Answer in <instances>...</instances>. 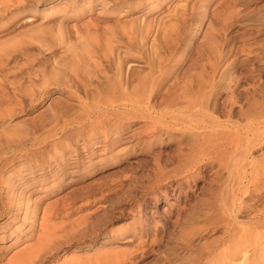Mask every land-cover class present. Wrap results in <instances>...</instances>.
<instances>
[{"label":"rangeland","instance_id":"1","mask_svg":"<svg viewBox=\"0 0 264 264\" xmlns=\"http://www.w3.org/2000/svg\"><path fill=\"white\" fill-rule=\"evenodd\" d=\"M67 1H69V7L77 8L75 11H78L79 8L84 11L80 9V12L76 11L75 14L78 18L71 24L80 25L85 20L87 21L89 16L99 20L100 31L98 30L96 40L89 43L90 49L99 48L103 52L104 49L107 50L114 45L109 41L114 31L133 29L136 32L133 43L143 42L142 44L149 50L152 43L155 42L152 40L154 39L153 31H156L157 26L159 28L162 26L164 30L159 31L158 35L156 34L158 41L153 46L157 48L161 46L159 47L161 49L162 47L166 48L165 35L174 39L175 43L178 41L180 50L185 51L184 56H186V61L180 65L181 73L189 71L193 67V62L199 57L197 56L199 51H201L203 59L207 57L206 51L209 45L204 34L209 22L214 21L215 27H220V29L218 28L216 33L218 40L212 43L211 47L221 55L224 66L222 72L226 70L227 74L225 85L229 84L242 100V114L245 115L239 116L241 109L236 108L235 118L244 124L248 117L249 121L256 122L254 124L264 122V0H137L135 5L125 9L118 7V2V6L116 5L115 8L111 7L112 3L106 6L107 0ZM108 2L110 1L108 0ZM51 6H39L32 21L43 18L45 13L50 12ZM177 10L179 14L181 10L184 11L181 13L185 16L184 20H179L178 23L173 21L176 19L170 18L173 12H178ZM174 13L172 18L177 14ZM164 17L166 21L163 20ZM162 20L166 22V25L164 22L161 23ZM148 27L154 30L145 36ZM165 30L169 33L166 34ZM174 30L176 35L173 34ZM171 31H174L171 33L172 37ZM163 36L164 38H162ZM140 38L146 40L142 39L141 41ZM82 42L83 40H81ZM124 43L123 39L122 44ZM118 44L121 48L125 47L124 49L128 46L133 47L129 41H126L124 47L120 42ZM68 56L72 55L68 52ZM84 57L85 51L83 52L82 48L77 50L73 58L74 64L81 65ZM142 68L144 73L141 77L144 75V79L141 80L142 84H146L153 77L155 68L151 69L149 66ZM191 75V80L196 79V74L192 72ZM49 77L51 75H47L48 79L46 80L42 77L33 79L32 83H34L30 85H35V89L33 86L30 89H34L36 94L29 97L30 104L29 99H25L23 107H20L21 110L18 111V107L16 115L8 120V123L10 122L18 133L19 131L21 133V129L24 128L37 130L38 133L48 132L50 136L42 145L49 144V147H45L46 149H43L45 152L37 155L34 159L27 155L30 152H35V149L42 145L31 146L30 144L25 150L15 146L0 148V264H7V259L11 260L16 257L29 260L35 253L38 255V259L29 262L30 264H64L65 257L75 250H78L75 252L78 257L77 264H131V261H126L130 258L135 260L134 264H191L193 260V254L190 251L191 242L195 241V239L191 240V233L195 232V228L199 234L203 232V229H218L220 227L218 226V223H221L218 221L222 220L220 208L231 201V195L238 188L239 190L244 189L243 184L253 185V183H249L252 181L250 177L252 169L257 167L258 172L253 171L254 177L260 173L262 168L264 169V143L249 148L243 147V149L237 144L239 149L236 146L235 152L231 147L225 150L224 156L227 155L225 158L227 162L223 160L222 164L206 167H202L201 164L197 170L181 173L182 168L184 171L191 165V156L190 159L181 158L180 150L182 146L190 147L192 134L189 133L191 136L187 134V137L184 136V138L178 137L180 134L177 131H171V134L168 135L162 131L155 134L154 121L151 120L152 117L159 116L161 112L165 113L160 115L159 120L166 124H174L176 119H189L187 117L191 112L189 110L186 112L187 109L184 108V105H177L173 108H166V110L162 108L163 111L154 113L153 116L146 111V114H142L143 116L137 115L127 119L126 124L125 121L123 124L126 133L124 132L122 141L107 151H102L103 146L101 145L91 150L89 146H86L90 140L89 134L87 130L84 131L90 122L87 117L82 119L86 113L83 111L85 107L81 109L77 106L75 110L78 109V112L72 111L73 114L76 113L71 115L76 118V120H72L73 125L71 120L65 118L56 120L51 113L52 110L49 109L52 105H49L58 98L66 100V97L60 91L62 90L61 85L56 84L58 83L56 80L51 82ZM34 91L33 93H35ZM164 93L165 91L161 89L157 95L159 100ZM175 94L180 95L181 91L176 90ZM220 94L222 101L229 95L228 92ZM71 102L73 103L74 100ZM102 102H104V98ZM43 114L46 115L41 116ZM39 117L44 118L40 119ZM147 117H150L151 121ZM48 118L49 120H46ZM237 119L235 120L237 121ZM35 120L38 123L35 124ZM69 121L71 122L69 123ZM30 122L32 123L30 124ZM66 122L69 123V126ZM2 124H0L1 129ZM56 126L63 128L60 130ZM79 132L86 134L81 135ZM55 145L58 146L55 147ZM191 155L194 158V153ZM63 159H65V164L61 163ZM185 160L189 164L188 162L185 164ZM171 171L170 177H168L169 175L166 178L162 177ZM258 174L256 180L261 177ZM11 182L14 186L11 185ZM179 186H181L180 189ZM3 189L5 190L3 191ZM259 189L264 191V187ZM164 190H167L172 197L168 202L159 198L156 204L154 200H151L149 204L143 205L144 201L153 199V195ZM10 191L14 192L13 196H16V201H11ZM184 194L192 196L186 206L185 199H183ZM178 195L182 196L179 202L176 198ZM196 197H199V200H196ZM103 206L108 212V217H105V221L107 219L109 222L108 225H105L106 230L102 233L97 232V234L95 232L94 235L91 232L82 235V232L79 231L81 227L74 223L75 219L83 215H90V212L93 214L96 209H98L96 211H101L100 208ZM177 207L178 209L174 211ZM260 207V209L264 207V201L261 202ZM140 209L142 210L140 211ZM142 211L148 212L145 215V220L141 225L134 226V216L137 219L143 217ZM257 211L252 210L254 213ZM50 221L53 225L48 228ZM64 222L70 223L60 228L59 226ZM54 225L59 229H52ZM67 225L71 226L73 230H70ZM129 225L138 227L136 235L129 232ZM74 226L76 228L78 226L79 229L76 230ZM44 227L51 229L48 236L47 229ZM198 227L201 228L198 229ZM64 228L67 229L64 231ZM119 228L124 231L121 233L127 234L117 238L113 237L117 229L120 231ZM50 235L51 237L48 238ZM79 235L82 236L81 239ZM154 235H159V242L151 247L152 245H148L147 242L151 243L150 241L158 238ZM143 241L144 243H142ZM195 242L197 243V240ZM107 257L110 259V263ZM73 264H76V261Z\"/></svg>","mask_w":264,"mask_h":264},{"label":"bare ground","instance_id":"2","mask_svg":"<svg viewBox=\"0 0 264 264\" xmlns=\"http://www.w3.org/2000/svg\"><path fill=\"white\" fill-rule=\"evenodd\" d=\"M109 1L110 2H108V0L106 1V6L112 3L113 5L111 7L114 6L115 8L118 2L119 6H117L125 9L129 8L133 4L135 5V3L140 0ZM45 5H52L49 10L50 12L45 13L43 18H38L37 20L32 21L38 7ZM75 9L73 7H69V1L67 0H0V124L3 123L2 129L0 128V148H11L15 146L16 148L25 150L30 144L31 146H40L48 140L47 138H49L50 134L46 131L38 133L37 130L24 128L23 130L21 129V133L20 131L18 133L16 128H13L14 126H12L10 122L8 123V120H10L13 115H16L17 108L19 107L18 111L21 110L20 107L24 104V100L28 98L30 104L29 97H32L34 94H36L34 91L35 85H32L34 87L33 90L30 89V87H32L30 84L32 83L33 79L42 77L44 80H46L48 79L47 75H51V77H49L51 82L56 80L58 82L56 84L61 85L62 90L60 91L62 92V95H65L66 97V100L64 98V100H61L60 98L56 100L54 99L55 101H52V104L50 103L49 105H52V107H49V109L50 111L52 110L51 113H53L56 120L59 118H62V120L63 118L71 121L76 120L74 116H71L74 113H72V111L75 110L77 106L81 107V109L82 107H85V109L83 108V111L86 113L82 116V119L87 117L90 122L89 124L87 122L88 127L85 126L86 129L84 131L86 132L87 130V133L89 134L88 137L90 140L89 143H86V146H89L91 150L101 145L103 146V148L101 147L103 150H101L107 151L119 141H122L124 139L123 137L125 132L123 124L124 121L126 124L127 119L136 117L137 115H142L146 111L153 116L154 113L163 111L162 108L166 110V108H173L177 105H184V108L187 109L186 112H188V110L191 112L187 117L189 119H176V123L166 124L159 120V118L162 116V113H165L161 112V116H151V120L154 121L155 134H159V132L162 131L165 135L166 133L168 135L171 134V131H177L179 132L178 134H180L178 137L183 138L187 134L189 135V133L192 134L193 138L190 147L182 146L180 150L181 158L185 159L187 157L186 159H190L191 156V165L184 171V168H182V171L180 169L181 173H189L195 169L197 170L201 164L202 167L222 164V161L227 158V155L224 156L225 150H228L230 147L234 149L233 152H235V148L238 145L243 149V147L249 148L251 146H257V144L264 143V122L261 124H254L255 121L252 120V123L249 121L248 117L247 122L244 124V122L240 123V121L235 118L236 108L241 109L239 116H241L243 112L241 107L242 100L235 94V90L229 86V84L225 85V78L227 74L226 70L222 72L224 66L221 55L211 47V44L218 40L216 33L220 29V27H218L219 29L215 27V24H213L214 21L211 23L209 22L204 34L206 41L208 42L207 44L209 45L206 51L207 57L203 59L202 54L200 53L201 51H199V55H197L199 57L193 62V67L189 69V71L187 70L186 72L181 73L182 67L180 65L186 61V56H184L185 51L180 50L178 46L179 44L177 43L178 41L175 43L174 39L165 35L164 42L165 45H167L166 48L162 47L161 49L159 48L161 47L159 45L158 48L153 46L155 45V42L158 41L156 34L158 35L159 31L164 30L160 23L158 24L162 29L157 26L156 31H153L154 39H151L155 42H153V44L151 41L152 46L149 50L145 48V46L142 44L143 42H139L138 44L133 43L135 41L134 33H136L133 31V29L126 31L121 26L123 30L114 31L109 39L110 43L117 45L120 42L122 44L124 39L125 43L126 41H129L133 47H129L127 45L128 47L124 49V43L122 44L124 48H121L118 46V44L117 47L116 45H113L107 50L104 49L102 52V50H99V48L90 49L89 46V43L92 40H96L98 32L100 31L99 20L88 15V20H85L82 22V24H71V22L78 18V16L75 14L77 11H75ZM79 9L78 11L80 12L81 9ZM116 10H118L117 7ZM182 10L181 12L184 13ZM181 12L180 14L179 11H175L177 14L173 12L175 16L172 18V13L170 18L172 20L176 19V21L173 20L176 23H178L179 20H184L185 16ZM167 18H169V16H167ZM164 19L165 17L163 20ZM163 20L161 23L164 22L166 25V19L165 21ZM168 25L170 26V24ZM150 27H148V32L145 34V36L154 30H151L153 27ZM164 27L166 28L167 26ZM175 30L178 31L177 29ZM165 31L166 34L169 33L167 30ZM174 31H171L170 35ZM176 31L173 34L176 35ZM162 38H164V36ZM81 40H83L82 43ZM81 48L83 49V52L85 51V57L82 59V64L77 65L74 64L73 58L75 57L77 50ZM68 52L72 55L71 57L68 56ZM144 66H149L151 69L155 68V73L154 75L152 74L153 77L146 84H142L141 80L142 78L144 79V75L141 77L144 73V70H142V67ZM192 72L193 74L197 75L196 79L194 80L190 79V77H192ZM195 80L196 82H193ZM49 85L51 84L49 83ZM161 89H163L165 93L162 94L163 97L159 100L157 95ZM176 90H180L181 94L176 95ZM33 91L35 93H33ZM222 92H228L229 94L228 97L223 101L220 94ZM100 96L103 97L99 98ZM106 97L108 98L106 99ZM103 98L104 102H102ZM71 100H74L75 103H72ZM75 111L78 112V109ZM69 114L70 116H68ZM173 114H175V112H173ZM45 115L46 114H43L41 116ZM242 115L244 116L245 114ZM55 118L52 119L55 120ZM147 118L149 119L150 117ZM235 119H237V121ZM46 120H49V118ZM240 120L242 119L240 118ZM40 121L39 124L41 125ZM71 121H69V123ZM172 121L170 122L173 123ZM36 122L38 123V121L35 120V124ZM31 123L32 122H30V124ZM69 123H67L68 126ZM47 124L49 125V123ZM73 124L74 123L72 121V125ZM56 128L61 130L63 127L56 126ZM79 133L81 135L84 134V132ZM52 137L54 136L52 135ZM98 137L99 139H97ZM57 146L55 145V147ZM45 147H49V144L44 146L42 145V147L40 146L39 148L35 149V152H30L27 156L31 158L33 157L34 159V157L37 155L45 152ZM55 147L54 151L56 150ZM192 153H194V158L191 155ZM24 154L26 155V153ZM185 161L186 162L184 163L187 164L188 161ZM225 162L227 161L225 160ZM61 163L65 164V159H63ZM246 167L247 165L245 168ZM254 170L256 173L257 167H255ZM254 170L252 169V176H250L252 181L249 182L250 184L253 183V185L249 186V184L244 185L242 183L243 186H245L244 189L239 190L238 188L239 191L237 190L231 195V201L224 204L220 208L222 220L218 221L221 222L218 223L219 225L217 224L220 226L218 229L211 228L207 230L206 228L203 229V232L197 234L198 231H196V228L194 227L195 232L191 233V240L195 239V241L197 240V243L195 241L191 242L190 251L191 254H193V260L191 264H264V207L260 209V204L262 201H264V191H260L259 189L264 187V169L262 168L260 173H257L258 175H261V177H258L257 180L255 179L257 174L256 177L253 176ZM172 171L166 174L164 173L165 175L162 177L166 178L168 175V177H170V173L172 174ZM43 173L46 174L44 171ZM249 174L251 175V173ZM244 176L245 175H243V177ZM6 182L8 183V181ZM246 182L247 181H245V183ZM5 186L7 185L5 184ZM178 188L180 189L181 186ZM4 190L5 189H3V191ZM6 193L8 194V192ZM10 193L12 194L10 195V199L11 201H14L16 196H13L14 192L10 191ZM184 195L185 196L183 199H185L184 202L186 206L187 201L192 196L189 194ZM152 197L153 199L144 201L145 204L143 205L149 204L151 200H154L156 204L159 198H163L166 202L172 198L167 190H164L161 193L159 192ZM176 198L179 202L182 196L178 195ZM197 199L199 200V197H196V200ZM100 209L103 214H101V211H96L98 210L96 209L95 211L93 210V214L90 212V215H83L82 217L75 219V221L72 220L76 225H79V227H83L82 230L81 228L79 230L82 232V235H86V233L89 234V232L94 235L95 232L97 234V232L102 233L106 230L105 225H108L109 222L107 219V222L105 221V217H108V212L105 211L104 206ZM177 209L178 207L175 208L174 211ZM141 210L142 209H140V211ZM252 210L258 211L254 213ZM147 213L148 212H143V217L138 219L136 216H134L135 220L133 225H141L145 220V215ZM44 221L46 222L47 220ZM69 223L64 222V224L60 225L59 227L61 228ZM49 224L48 228H51L53 223L51 224L50 221ZM133 225H129V232L131 231L133 235H136V230L138 227H134ZM59 227L54 225L52 229L55 228V230H57L56 228L59 229ZM74 227L76 228V226ZM79 227L77 226L78 229ZM68 228H70V230L72 229L71 226ZM200 228L198 227V229ZM65 229L67 228H64V231ZM48 230L49 229H47L46 232L47 236L51 229L49 231ZM117 230L114 232L113 237L117 238L120 235L123 236L127 234L121 233L123 229H120V231ZM51 232L53 233V231ZM111 232L113 231L111 230ZM51 235L48 238H50ZM158 236L159 235H156L155 237ZM85 237L88 238L87 236ZM81 238L82 236H80V239ZM148 241L150 240L148 239ZM150 242L151 243L147 242V244H150V246L152 245L151 247H153V245L159 242V237L153 239ZM142 243H144V241ZM75 252H78V250H75L65 257L64 264L65 262L66 264H71L73 261V263H75V261L76 264L78 263V257ZM35 259H38V255L36 253L35 255H32L29 260L25 259L26 261L24 259L22 260V258L17 259L16 257L11 260L7 259L6 262L7 264H30L31 261L33 262ZM107 259L110 263V259L108 257ZM102 260L103 259L101 258V261ZM127 260L128 262L131 261V264H134L135 262V260L133 261L132 258L126 259V261ZM102 263H104V261H102Z\"/></svg>","mask_w":264,"mask_h":264}]
</instances>
